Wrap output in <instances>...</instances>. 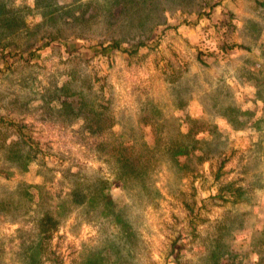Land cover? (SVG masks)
I'll use <instances>...</instances> for the list:
<instances>
[{"label": "rangeland", "instance_id": "374dc122", "mask_svg": "<svg viewBox=\"0 0 264 264\" xmlns=\"http://www.w3.org/2000/svg\"><path fill=\"white\" fill-rule=\"evenodd\" d=\"M11 1L23 18L0 28V264H264V0ZM68 81L111 127L37 110ZM120 133L155 146L148 189L110 193L122 222L72 208L49 238L32 231L35 187L54 206L63 167L113 181L99 145Z\"/></svg>", "mask_w": 264, "mask_h": 264}, {"label": "trees", "instance_id": "16d2710c", "mask_svg": "<svg viewBox=\"0 0 264 264\" xmlns=\"http://www.w3.org/2000/svg\"><path fill=\"white\" fill-rule=\"evenodd\" d=\"M21 10L22 7L15 6L11 0H0V28L7 31L19 29L22 26L23 18L20 14ZM58 38L60 37L52 36L50 40L56 41ZM22 48H24V45H22ZM72 82L68 81L62 84L61 87H54L52 91L46 90L42 93L41 105L37 107V110H41L45 118L50 121L59 119L62 123L70 125L80 120L87 132L91 134L102 133L104 124H106V128L111 127L113 121L110 117L109 107L96 104L98 101L94 97V100L90 101L82 92L75 93L71 91ZM88 89V94H93L92 87L88 86ZM19 135L22 139L24 138V146L27 147L25 153L29 158L27 161L37 160L38 154H41L38 144H34L26 133H24V136ZM123 136V133H120L119 136L114 138L113 142H103L99 145L101 155L104 156V160L114 177L113 181L110 182L102 177H96L92 181L84 180L81 176L82 168L79 167L76 171H73L70 167H63L59 171L61 174L59 184L66 191L64 196L57 198L58 200L54 206L49 204L51 199L49 196L54 197V194L48 191L43 192L39 186L35 187L38 190V195L37 201L34 203V217L31 219L34 222L32 231H35L38 236L41 235L42 239H46L50 233L57 229L63 212L72 208L82 209L87 216L90 211H94L96 214L112 217L114 222L118 224L122 222V216L117 210L119 204L115 203L110 193L115 187L123 190L127 183L139 184L142 185V188L148 189V181L151 180L150 174L154 168L155 151V146L150 147L145 143H142L141 149H136V143L134 141H124ZM166 153L175 160L179 157L188 156L187 149L180 146L174 149L169 148ZM24 187L27 191V202L30 204L35 197L28 190L32 186L24 185Z\"/></svg>", "mask_w": 264, "mask_h": 264}]
</instances>
